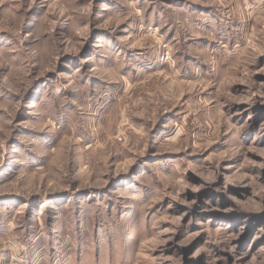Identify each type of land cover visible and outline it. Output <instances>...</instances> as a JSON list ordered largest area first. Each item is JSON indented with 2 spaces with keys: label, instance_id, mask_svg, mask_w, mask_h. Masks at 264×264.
<instances>
[{
  "label": "rangeland",
  "instance_id": "374dc122",
  "mask_svg": "<svg viewBox=\"0 0 264 264\" xmlns=\"http://www.w3.org/2000/svg\"><path fill=\"white\" fill-rule=\"evenodd\" d=\"M0 264H264V0H0Z\"/></svg>",
  "mask_w": 264,
  "mask_h": 264
}]
</instances>
